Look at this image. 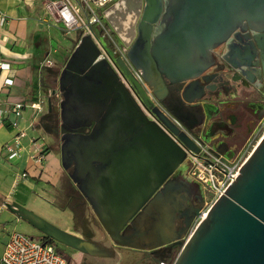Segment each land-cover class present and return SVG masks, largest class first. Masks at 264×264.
I'll return each instance as SVG.
<instances>
[{
  "label": "water",
  "instance_id": "obj_1",
  "mask_svg": "<svg viewBox=\"0 0 264 264\" xmlns=\"http://www.w3.org/2000/svg\"><path fill=\"white\" fill-rule=\"evenodd\" d=\"M105 17L153 99L162 101L170 84L177 109L194 102L187 94L204 97L200 80L219 66L217 49L226 46L222 60L245 77L260 67L254 61L264 50V0H120ZM249 30L251 50H244L235 41L243 43ZM119 64L160 124L148 118L91 35L82 37L59 77V108L52 100L48 105L60 122L62 168L90 205L97 231L76 236L16 202L5 201L6 210L89 258L118 256L112 245L147 252L170 246L180 249L174 264H264V138L184 244L204 206L203 188L181 177L187 154L165 129L187 149H199ZM99 233L110 247L96 239Z\"/></svg>",
  "mask_w": 264,
  "mask_h": 264
},
{
  "label": "built area",
  "instance_id": "obj_2",
  "mask_svg": "<svg viewBox=\"0 0 264 264\" xmlns=\"http://www.w3.org/2000/svg\"><path fill=\"white\" fill-rule=\"evenodd\" d=\"M119 1L120 0H53L46 4V10L53 22L61 28L65 36L78 33L82 39L85 35H91L101 52L102 58L109 63L114 73L142 107L148 118L160 124L157 117L150 110L145 108L136 90L119 64L120 60L123 61L128 66L135 79L139 83L141 82L144 84L141 73L134 69L127 58V49L122 46V49L112 54L103 47L96 37H94V27H98L104 33L105 38L116 36L106 20L105 12ZM7 21L8 17L0 11V27H4ZM52 66L53 64L48 62L47 67ZM0 71L3 73L10 72L11 65L7 62H0ZM13 85V80L9 78L5 80V86L10 87ZM145 87L147 88L146 85ZM147 92L153 99L149 89ZM52 94L53 93H50L47 101H45L46 107L49 105ZM155 103L157 105L156 101ZM25 108L23 103H15L4 112H0V129L4 125L3 118H5V116H13L12 120L9 118L7 119L9 120L8 124L10 128L16 132L13 142L5 145L2 149V152L7 156L9 161L20 159L24 152L22 142L28 137L26 130L21 128ZM31 108L35 111L36 116L43 117L46 111L43 107V101L38 104H33ZM165 114L170 119L169 114ZM171 122L175 127H178L180 130L182 129L178 121L171 119ZM165 130L186 152L188 160L191 163L189 176L193 181L201 185L205 194L204 206L195 218L188 235L183 239V243L186 244L194 231L207 218L214 204L236 180L242 167L264 138V120L257 127L254 134L250 137L245 146H243L238 155L231 161L226 160L223 156L213 154L208 146L198 141H195V144L199 152L195 153L184 147L170 131L167 129ZM44 143L45 139L34 140L32 143L33 152L30 159L35 165L42 166L45 162L47 152L45 151ZM19 179H28V174H22ZM174 262V260H162L159 264H174ZM0 264H72V262L61 255L58 252L57 245L48 242L45 237L40 236L35 238L19 232H13L9 236L4 252L0 258ZM74 264H76V262Z\"/></svg>",
  "mask_w": 264,
  "mask_h": 264
},
{
  "label": "crops",
  "instance_id": "obj_3",
  "mask_svg": "<svg viewBox=\"0 0 264 264\" xmlns=\"http://www.w3.org/2000/svg\"><path fill=\"white\" fill-rule=\"evenodd\" d=\"M50 1L53 0H0V11L8 17L6 25L0 27V62L11 65L10 72L0 71V112H4L15 103H23L26 108L21 128L28 134L22 142L24 148L22 157L9 161L2 149L13 142L16 132L10 128L7 119L12 120L13 116L3 118L4 125L0 129V171L5 170L14 178L7 177L4 172L0 173V187L13 190L18 184L22 187L24 181H29L28 186L31 190H22L18 196L20 201H17L18 204L25 201L26 205L32 207L35 204L38 207L36 202L39 200L38 197L45 198L49 203L47 209L52 213L51 222L74 234L72 210L69 207L61 209L59 203H56L61 199L59 195H55L54 190H57V186L62 181L60 173L62 165L55 149H50L48 134L42 127L43 117L49 113L48 107L43 117L36 116L31 108L33 104L46 99L44 93L50 90L53 92V84L55 80L57 81L55 75L46 74L40 69L41 62L48 58L50 51L55 47V41L63 34L46 10V4ZM8 78L14 81L13 86H5V80ZM40 139H45L47 152L42 166L35 165L30 159L33 152L32 143ZM24 173L28 174V179H19ZM48 184L53 186L49 188ZM16 191H19L18 188ZM6 198L8 195L0 189V215L3 217L7 216L1 214L3 206L1 204H4ZM8 239L4 243L0 258Z\"/></svg>",
  "mask_w": 264,
  "mask_h": 264
},
{
  "label": "flooded vegetation",
  "instance_id": "obj_4",
  "mask_svg": "<svg viewBox=\"0 0 264 264\" xmlns=\"http://www.w3.org/2000/svg\"><path fill=\"white\" fill-rule=\"evenodd\" d=\"M249 34L253 35V32L249 30L242 35L243 43L235 41L244 50H251L250 43L252 40L246 38ZM228 53L229 50L226 46L214 52V57L219 66L216 65L203 75L206 81L200 80V86L202 85V90H204V97L202 99L198 98L202 91H196L193 95L187 94V99L194 102L184 103L185 111L182 108L177 109L174 107L173 86L170 84H166V97L162 101L156 102L162 112L169 114L170 120L174 119L180 123L182 129L180 130L177 127L178 130L185 133L194 144L195 141H198L208 146L213 154H224L227 157L226 159L231 161L241 151L244 144L255 131L256 126L264 120V50L257 52L258 56H256L257 59L254 63H260V67L253 69L249 77L243 76L222 60L223 56ZM238 87L242 88V90L239 91ZM242 93H247L244 100H241ZM167 104L171 105L168 106L172 108L175 115L166 111ZM200 112H202L203 117H199ZM47 114H51L53 117L51 126L54 131L53 135H55V130L59 129L60 122L57 120L54 110ZM175 137L183 145L179 137ZM190 169L191 163L186 157L181 169V177L183 179L192 181L189 176ZM67 174L69 176V173ZM67 183L65 188L67 203L73 204L72 207H69L73 215H79L80 217L79 222L74 224V235L81 237L82 235L93 234L94 230L97 231V227L90 205L82 197L76 185ZM204 196L203 190L202 199H204ZM184 226V220L177 224L179 229L184 228ZM96 239L108 247L112 245L105 241L104 235L101 233L98 234ZM112 246L118 256L116 254L110 255V253L104 259L83 256L82 264H121L122 261H125L124 264H159L162 260H174L178 251V248L170 246L153 252ZM139 255H141L140 258L138 257Z\"/></svg>",
  "mask_w": 264,
  "mask_h": 264
},
{
  "label": "rangeland",
  "instance_id": "obj_5",
  "mask_svg": "<svg viewBox=\"0 0 264 264\" xmlns=\"http://www.w3.org/2000/svg\"><path fill=\"white\" fill-rule=\"evenodd\" d=\"M56 1H62V0H56ZM93 33H94V37H96L98 39V41L103 45V47L106 50L110 51V53L113 54L114 52H117L119 49H122L121 47L123 46V44L121 43V41L118 39L117 36L105 38L104 33L98 27L97 28L94 27ZM79 35L80 34L77 33V34H72L71 36H65L63 33L61 36H59V39L55 41V47H54V49H52L50 51L48 58L41 62V66H40L41 68L40 69L42 70V72H45L46 74H53L57 77L56 78L57 81L55 80V84H53V88H54L53 92H52V90H50V91H48V93H44V98H46V99L43 101V107L45 109L47 108L45 101H47V99H48V94L55 93V92H56L55 94H52L51 100L53 102L54 108H56V107L59 108L58 102H60V100H61L60 93H59V77H60L63 69L65 68L68 60L70 59V57L74 53L76 47L79 45V43L81 41V38ZM48 62H51L53 64V66L47 67ZM51 81H52V79H51ZM52 83H53V81H52ZM238 88H239V91L242 90V88H240V87H238ZM246 95H247V93H242L241 100H244ZM259 125L260 124H258L256 126L255 131ZM254 132H253V134H254ZM250 137H249V139H250ZM48 142H49V147H51L50 149H55V151L57 152V155L61 161V137H60V135L57 136V135H53V134H48ZM245 144H244V146H245ZM3 172L7 175V177L9 176L11 178H14L13 175H11V174L8 175L7 171H5V170L0 171V173H2V174H3ZM60 173L62 174V181H60L59 185L57 186V190L55 189L54 191H55V195H57V196L59 195L61 198L60 200H57L56 203H59L58 205L61 206V209H65L67 207H72V205H73V204L67 203L68 201H67V198L65 197V195H66V193H65L66 183L68 182L67 184H71L72 182H71L68 174L63 170L62 167L60 168ZM29 184H30L29 181H24V185H22V187H19V184H18L16 189H13V190H11V188H4V187L1 188L0 187V189H2L8 195V198H6V200H4V202L7 201V202L19 203L20 201H19L18 196L22 192V190H24V191L31 190L30 187L28 186ZM48 185H49L48 186L49 188L53 186L51 184H48ZM17 188L19 191H16ZM62 195H64V197ZM38 199L39 200L36 201L39 205L38 207L35 204L32 207L29 206V204L26 205L25 201H23L20 205H22L26 209L32 211L33 213H35L39 217L43 218L44 220L48 221L49 223L53 224L54 226L58 227L59 229L65 231L60 226L51 222L53 217H52V213H50V211H48V209H47V208H49V203L46 202V199L43 197H40V196L38 197ZM17 201H19V202H17ZM1 205H3V204H1ZM1 214H3L4 216H7V217H3L2 215H0V255H1V251L4 247L5 241L8 239V237L13 232H19V233H22V234L27 235L29 237H35V238L42 236V234H40L34 228H32L28 224L20 221L16 216L10 214L6 210L4 205L1 207ZM73 216H74V224L78 223L79 222L78 220L80 219L79 215H73ZM57 247L60 250H62L66 256L71 257L72 264H74L75 262H76V264H82L81 258L83 257V255H81L80 253H78L74 250L68 249V248L61 246V245H58V244H57ZM179 251H180V249H178L177 253L175 254L174 261L176 260L178 254H179ZM138 257L140 258L141 255H139ZM131 260H132V258H131ZM124 263H125V261L121 262V264H124Z\"/></svg>",
  "mask_w": 264,
  "mask_h": 264
},
{
  "label": "trees",
  "instance_id": "obj_6",
  "mask_svg": "<svg viewBox=\"0 0 264 264\" xmlns=\"http://www.w3.org/2000/svg\"><path fill=\"white\" fill-rule=\"evenodd\" d=\"M53 123V117L51 116V114H47L43 117V120H42V127L44 128V130L46 131V133L48 134H53L54 131H53V128L51 126V124ZM48 242L50 243H53V244H56L54 241L48 239V238H45ZM57 245V244H56ZM58 248V247H57ZM58 252L63 255L64 257L67 258L68 261L72 262V259L71 257H68L64 254V252L62 250H60L58 248Z\"/></svg>",
  "mask_w": 264,
  "mask_h": 264
},
{
  "label": "bare ground",
  "instance_id": "obj_7",
  "mask_svg": "<svg viewBox=\"0 0 264 264\" xmlns=\"http://www.w3.org/2000/svg\"><path fill=\"white\" fill-rule=\"evenodd\" d=\"M140 84L144 87V89H145L146 91H148V89L145 87L144 84H142L141 82H140Z\"/></svg>",
  "mask_w": 264,
  "mask_h": 264
}]
</instances>
